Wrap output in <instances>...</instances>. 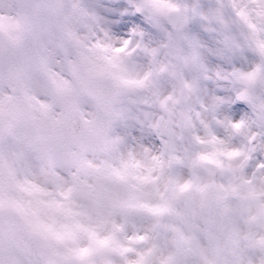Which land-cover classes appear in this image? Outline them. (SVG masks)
I'll return each mask as SVG.
<instances>
[{"label": "clouds", "instance_id": "1", "mask_svg": "<svg viewBox=\"0 0 264 264\" xmlns=\"http://www.w3.org/2000/svg\"><path fill=\"white\" fill-rule=\"evenodd\" d=\"M0 264H264V0H0Z\"/></svg>", "mask_w": 264, "mask_h": 264}]
</instances>
